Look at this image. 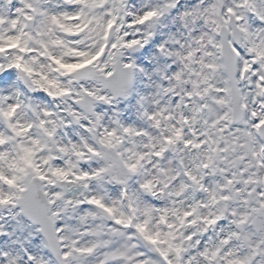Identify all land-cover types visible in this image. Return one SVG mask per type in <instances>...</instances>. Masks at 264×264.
<instances>
[{
	"label": "snow or ice",
	"instance_id": "obj_1",
	"mask_svg": "<svg viewBox=\"0 0 264 264\" xmlns=\"http://www.w3.org/2000/svg\"><path fill=\"white\" fill-rule=\"evenodd\" d=\"M0 264H264V0H0Z\"/></svg>",
	"mask_w": 264,
	"mask_h": 264
}]
</instances>
